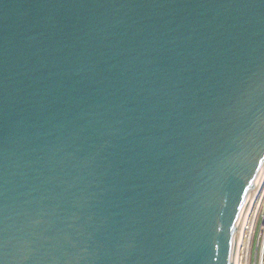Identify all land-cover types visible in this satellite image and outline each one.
Masks as SVG:
<instances>
[{
	"label": "water",
	"instance_id": "obj_1",
	"mask_svg": "<svg viewBox=\"0 0 264 264\" xmlns=\"http://www.w3.org/2000/svg\"><path fill=\"white\" fill-rule=\"evenodd\" d=\"M264 172V0H0V264H233Z\"/></svg>",
	"mask_w": 264,
	"mask_h": 264
},
{
	"label": "rangeland",
	"instance_id": "obj_2",
	"mask_svg": "<svg viewBox=\"0 0 264 264\" xmlns=\"http://www.w3.org/2000/svg\"><path fill=\"white\" fill-rule=\"evenodd\" d=\"M245 225L237 248L236 264H264V177Z\"/></svg>",
	"mask_w": 264,
	"mask_h": 264
},
{
	"label": "bare ground",
	"instance_id": "obj_3",
	"mask_svg": "<svg viewBox=\"0 0 264 264\" xmlns=\"http://www.w3.org/2000/svg\"><path fill=\"white\" fill-rule=\"evenodd\" d=\"M263 177H264V172H263V174L261 175V178H260V181H259V183H258V186H257V188H256V190H255V192H254V194H253L251 200L249 201V203H248V205H247V207H246V209H245L244 217H243V220H242V223H241V227H240V231H239V235H238V238H237V244H236V250H235V255H234L233 264H236V261H237V259H236V258H237V248H238V245H239V243H240V241H241V234H242V231H243L244 227L246 226V225H245V224H246V218H247V215H248L249 209H250V207H251L252 202L254 201V198H255V196H256L257 190L259 189L260 184L262 183Z\"/></svg>",
	"mask_w": 264,
	"mask_h": 264
}]
</instances>
